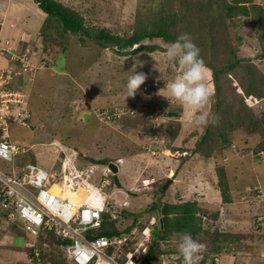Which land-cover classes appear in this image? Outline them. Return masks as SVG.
Masks as SVG:
<instances>
[{"label": "rangeland", "instance_id": "obj_1", "mask_svg": "<svg viewBox=\"0 0 264 264\" xmlns=\"http://www.w3.org/2000/svg\"><path fill=\"white\" fill-rule=\"evenodd\" d=\"M3 1L0 2V19L3 20V28L0 30V46L5 39H11L13 45L9 46L17 49L14 51L24 50L23 53L27 51L29 58L32 56L29 63L31 71H35L31 75L32 79L24 77V79H15L11 82V86L26 94L31 118L30 126L27 128L19 127L11 121L9 135L13 141L28 149L34 157V165L48 170L58 158H61L62 152L72 156L78 153L83 156L87 154L95 160L106 158L116 162L118 158H121L123 164L118 167L117 173L121 187L118 188L113 182L106 192L117 191L113 206L120 217L119 227L136 230L134 243L146 228H152V232L159 228V213L146 211L151 202L155 200H161L162 204L165 202L171 204L195 202L199 210L204 212L199 214L202 234L196 238L206 245L202 256L207 252L212 253L217 248L218 254L225 256L229 264H264V229L261 227L263 224L258 223V216L254 215L257 211L253 210L262 207L260 205L263 200L261 189L259 186L252 189V193L254 189L257 191L259 198L254 193L258 202L256 201L257 203L249 209L250 203L243 200L244 197L241 195L243 192L238 188L239 186L240 188L252 187L251 175L233 166H240V164L244 166L245 158H242L241 163L233 159L231 161L233 164L227 165L233 166L234 169H226V160H222V157L226 159L227 154L222 152L223 147L217 142L203 150L199 149L194 155L190 152L194 148L199 135L197 133L201 132V128L185 123L187 109L171 97L166 87L167 83L177 74L175 67L164 56V51L169 45L166 46L156 39L154 42L163 49H154L153 52L141 50L133 53L131 50L136 48L137 44L132 48L119 51L112 44L102 48L95 42V39L87 38L85 35L84 44L79 43L78 35L68 34L66 40L61 37L59 39L55 33L47 31L43 36H39L41 26L39 23L45 15L31 0H20L22 2L20 5H24V2L29 4L24 6V10H18L19 5H16L13 10L11 8L8 10L5 7L7 3ZM12 1L17 3L19 0ZM55 1L65 8L78 12L85 19V24L105 28L110 35L124 39L130 37L138 27L151 24L152 19L160 13L175 14L173 18H177L174 19L170 32L176 35L183 33L194 35L195 31L205 35L199 31V27L209 15L206 10L214 11L208 6L210 1L213 4L217 1L222 4L225 1L230 5L245 2L248 16L224 19L219 16L220 13H212L211 26L214 24V29L206 33L212 46L221 42L226 43V47L237 52L238 57L247 56L249 60H252L250 58L252 52L264 50L260 45L264 42V0H194L192 3L190 0ZM222 6L219 10L224 16L225 10ZM26 11L31 15L26 16ZM26 19L30 20L26 23L29 30L25 28ZM11 25L14 26L11 27ZM48 38H50L49 41L46 40ZM27 39L29 41L24 43ZM141 44L144 48L147 45L154 46L153 39H144ZM42 45L46 48L45 53L48 60H42L45 55L39 51ZM214 50L216 52L213 50L208 52L216 63L227 60L226 51ZM123 53L127 54L121 55ZM1 58L6 59V57ZM43 62L48 65L43 66ZM253 64L256 68L252 71V75L256 77L259 74L264 79V61L255 60ZM5 66V62L0 61L1 72ZM133 70L146 75L144 83L140 85L135 95L130 96L132 100L129 103L138 109L136 115L134 118L125 117L123 121L121 118L119 120V116L116 117L118 121L111 116L103 119L101 116L104 113H99L97 109L105 108L106 110L114 105L125 104L128 98H125L126 83ZM206 72L205 83L212 91L211 78L209 72L207 70ZM244 73L243 68H234L222 81L223 88L228 90V93L234 90L237 94L243 95L239 92L246 88ZM243 97L245 101L240 108L244 113H249L250 108L259 107L257 105L259 103H256L259 101L255 98L247 95ZM161 102H166L167 105H159ZM261 103L264 105V100ZM208 105L209 102L205 107L206 111H208ZM159 106H163L166 111L175 112L178 118L172 115L168 118L160 117L156 114L159 112ZM125 110L127 111V107ZM153 113L156 117L155 121L161 123L160 132L167 139L160 141L161 143L159 142L157 146L167 147L161 151L155 150V152L151 148L150 134L147 129L149 126H152V130L155 128L154 123L152 124L149 119V115ZM103 120L105 123L101 122ZM249 124L251 126L243 131L245 133L240 142L243 143L254 133L258 137L255 146L239 149L238 144L234 145L230 142L224 149L233 153L242 152L252 158H257V154L262 152L264 157V128L261 127V125L264 127V107L248 120L247 125ZM176 129L178 136H173ZM229 137L233 141L234 132H231ZM172 145L180 148L181 151L176 150L175 147L172 151L170 148ZM80 163H83L82 160ZM261 167L260 172L263 175L264 165ZM175 170L176 175L172 177ZM219 170H223V175L220 176ZM168 179L172 182L166 191L161 193L160 184L162 186ZM221 179L226 182L231 199L229 201H234L232 208L234 209V206L237 208L238 215L230 223L226 222L229 220L227 207H222L224 202L218 187ZM262 180L264 182V177ZM248 183L249 185L245 186ZM230 185L236 193L231 194ZM125 189L131 190L129 203L123 199ZM153 192L155 195H152ZM124 203H127V206ZM218 213L219 221L217 220ZM244 213L247 216L242 218ZM258 213L261 215L260 212ZM240 219H242V224H238ZM151 221L154 222L152 227L150 226ZM244 229L247 231L242 233ZM218 230L223 231L224 236L229 235H226V238L214 239L213 235ZM180 236L181 234L172 235L168 239L169 244L164 247L175 248L176 253H163L156 258L155 264H183L177 249ZM222 239L224 242L220 243ZM26 241H32V237L23 229L7 227L6 224L0 222V264H27L25 259L27 252H23ZM56 250L52 249V256L62 258ZM48 252L49 249L44 250L45 255ZM48 258L49 256H46V259Z\"/></svg>", "mask_w": 264, "mask_h": 264}, {"label": "trees", "instance_id": "obj_2", "mask_svg": "<svg viewBox=\"0 0 264 264\" xmlns=\"http://www.w3.org/2000/svg\"><path fill=\"white\" fill-rule=\"evenodd\" d=\"M31 1L45 15V17L41 20L42 22L39 23V25L41 24V26L39 27L40 30L39 36L41 35L43 36V34L47 31L51 32L52 34L55 33L59 37V39L60 37L66 39L67 37L66 35L68 34L78 35L80 39L79 43L81 44L85 43L86 41L85 36H86L87 38L95 39V42L98 45H101L102 48L107 47V45L109 44H112L119 51L127 48H132L134 45L137 44L138 46L133 50H131L133 53H137V51L139 52L141 50H144L145 52H153L154 49H160V48L163 49V47H161L160 45L157 46V44L154 42L156 39L163 42L167 46L170 45L172 42H174L179 36L170 32L172 23L174 19L177 18V17L173 18L175 14L160 13L159 16H155V18L152 19L151 24H146V26L138 27L137 30L130 37L124 39L119 36L110 35L105 28L102 29L85 24V19L82 18V16L78 12L63 7L60 3H58L55 0H31ZM193 1L194 0H190L191 3ZM244 3L245 2H240V4L230 5L227 4L225 1H223L222 4L219 3V1H217L216 3L213 4L210 1L208 6L213 8L214 11L211 9L206 10L207 14L209 15L205 21H202L200 23V27H199L200 30L197 29L205 33V35L198 34L197 31H195L196 34L194 35L189 33L193 42L199 48V55L206 66V70L209 72L212 82V95L209 99L208 112L218 117V121L215 125L208 124L205 127H200L201 132L197 133L199 135L197 136V139L195 141L194 148L193 150H190V152L193 155L197 153L199 149L203 150L205 147H209L210 144L214 142H217L221 147H223L222 149L226 148V146H228L230 142L232 143V140H230L229 137V134L231 132H234L233 142H235V145L238 144L240 142V139L244 136L245 132L243 131H246L251 126V124L247 125L248 120L251 117H253V115H256V112H260L261 109L264 107L263 103H261L264 100V79L262 75L258 74V76L256 77L252 75V71L256 68V65H254L253 62L255 60L264 61V50L256 53L252 52V55L250 57L252 58V60H249L247 56L238 57L236 55L237 52L235 53L231 48L226 47V43L221 42L219 44H216L215 46H212V43L210 42V38L206 33L214 29L213 26L214 24H212L211 26L212 13L215 12L218 14L220 13L219 16L224 19H231L234 18L235 16H248V8ZM221 6L222 9L225 10L224 16H222L221 10H219V7ZM28 15H31V13L26 11V16ZM26 20L30 21L28 19ZM36 22L37 21H35V23ZM237 38L239 39V36ZM144 39H153L154 46L151 47L147 45L144 48V46L141 44V42ZM46 40L49 41L50 38ZM59 42L60 41H58V43ZM260 45L264 49V42H261ZM212 48L226 51L228 56L227 60L224 62L216 63V60L214 58L212 59L208 52L209 50H213L214 52H216ZM39 51L42 54H44L46 52V48L43 47L42 45V49ZM125 54L127 53H123L121 55H125ZM46 59L48 60L49 58L46 56L45 53V55H43L42 60H46ZM46 64L48 65V63ZM238 67L243 68L245 72L244 74L246 76L245 78L246 88L242 91V94L247 95L250 98H255V100L259 101V102L256 101V103H259L257 104L259 105V107L255 106L254 109L250 108L251 111L249 113H244V111H242L243 109L240 108L245 101L243 95L237 94L234 90L228 93V90H225L223 88L224 85L222 84L224 78L225 77L227 78L228 74H230V72L234 68H238ZM131 100L132 98L128 97L127 100L125 101V104H129L130 106L125 104L116 105V106L114 105L113 107L106 109L107 111L105 110V108L97 109L96 111H98L99 113L101 112L102 114L104 113L101 116L103 119H106L109 116H111L115 121H118L116 120L117 116H119V120L122 119V121L125 120L124 119L125 117L134 118V115H136L138 109L134 105L129 103ZM159 105H167V104L166 102L163 103L161 102L159 103ZM126 107H127V111L125 110ZM159 107H160V109L158 108L159 112L156 114L159 115L160 117L168 118L169 115H172L178 118L177 117L178 115L175 112L166 111L163 106H159ZM28 110L29 113L31 114V111L29 109V103H28ZM149 116H150L149 118L150 121L152 122V124L154 123V127H155L153 130H152V126L151 127L149 126V128H147L150 134L149 140L151 142L150 143L151 148L153 149L154 152L155 150L161 151L167 146L163 145V148H159L157 146L160 141H166L167 139L163 137L162 135L163 133L160 132L159 129L161 128V123L155 121L156 117H154V113L150 114ZM104 121L105 120L101 122ZM261 127L264 128L262 125ZM167 129L169 130V128ZM174 133L175 134L173 136L175 135L178 136L177 129ZM182 144L186 145L185 142H182ZM174 147H175L174 145L170 146L172 151H174L173 150ZM259 148H261V146ZM148 150L150 151V149ZM176 150L181 151L180 148H176ZM28 153L29 152L25 154H21L17 157L18 160L17 162L20 165H25L27 163L34 164L33 155L31 153L29 154ZM80 160H82L83 162L82 165L80 164ZM76 162L80 167V165L104 166L110 162H115V161L106 158L95 160L93 158L88 157L87 154L83 156L81 153H78ZM116 162H120V165L123 164V160L121 158H118ZM219 174L220 176L223 175V170H219ZM174 175H176V170L174 171L173 176ZM111 180L112 183L114 182L118 188L121 187L116 175H112ZM218 187L222 197V201L224 203H229L230 202L229 200L231 199L227 190V185L225 180L221 179V181L218 183ZM159 189H161V184ZM156 192H158V190ZM152 195H155V192H153ZM199 209L200 208L197 207L195 202H176L175 204L174 203L171 204L168 202L162 204L161 200L160 201L155 200L151 202L149 204V207L146 209V211L159 213L158 214V216H160L158 220L159 228L155 229L152 232L151 239L148 243L146 252L142 257L139 258V260H137V264H155L156 258L162 255L163 253L166 254L176 253L175 248L171 247L167 249L170 246L164 248L169 244L168 239L174 234L182 235L184 233H190L195 239L200 234H202V230L200 229L199 226L200 224L199 214H203L204 212L200 211ZM211 218H213V216H211ZM103 221H104L103 227L96 231L97 236L103 235V236L111 237L112 235L121 234V233L124 234V232L129 231V229L127 228L122 231L119 228L114 227V225H117L119 222L118 220L111 219L110 212H106L103 214ZM108 227H110L111 230H109ZM226 235L229 234H225L224 236L223 231L218 230L213 235V237L214 239L226 238ZM222 242H224V239H222L220 243ZM60 244L62 245L61 241L58 238L53 237L51 235H47L46 237H41L37 239L34 248L32 249L24 248V251L28 253V255L32 260L38 261L40 262V264H64L65 259L63 256V252L60 248ZM46 249H49L47 255L44 254V250ZM52 249H57L58 250V251L56 250L57 253H59L62 256V258L61 257L54 258L51 252ZM34 250L38 252V256L33 255ZM218 252L219 251L216 248L215 251H213L212 253L211 252L205 253L204 256H202V259L200 260L199 264H212L216 259L218 260V264H221L220 260L222 258V255H219ZM46 256H49V258L46 259Z\"/></svg>", "mask_w": 264, "mask_h": 264}, {"label": "built area", "instance_id": "obj_3", "mask_svg": "<svg viewBox=\"0 0 264 264\" xmlns=\"http://www.w3.org/2000/svg\"><path fill=\"white\" fill-rule=\"evenodd\" d=\"M11 50L8 42L0 46V61L6 65L0 71V222L7 227L19 223L33 238H58L66 264H137L146 252L152 228L143 230L135 243L133 228L111 237L96 234L103 227L104 213L110 212L111 219H119L113 206L115 192H106L113 175L108 166L80 163L79 167L77 154L63 152L48 171L17 162V157L28 149L10 138L9 124L12 121L27 128L31 114L26 94L11 86V82L31 78L35 71H31L27 51ZM53 188L57 190L52 191ZM119 224L114 227L119 228ZM153 225L151 221L150 226ZM33 254L38 256L36 250ZM212 264H218V260Z\"/></svg>", "mask_w": 264, "mask_h": 264}, {"label": "clouds", "instance_id": "obj_4", "mask_svg": "<svg viewBox=\"0 0 264 264\" xmlns=\"http://www.w3.org/2000/svg\"><path fill=\"white\" fill-rule=\"evenodd\" d=\"M4 43L1 46H3ZM24 43H27V40H25ZM8 45H10V43H8ZM9 47L11 48V46ZM14 49L15 48H13L11 51L13 52ZM23 51L24 50L19 49V51L15 52L23 53ZM164 56L166 60L169 61L175 67L177 73L174 78L169 83H167L166 87L171 97L175 98L177 101L180 102L181 105H183L187 109V112L185 114V123L192 127H205L208 124L215 125L218 121V117L205 110V107L208 104L209 99L212 95L211 89L205 83V78L207 76L206 66L199 55V48L193 42L190 35L187 33L180 34L177 39L165 49ZM31 57L30 60H32ZM45 64L46 63L43 62L42 65L44 66ZM145 79L146 75L143 72L137 73L133 70L126 83L125 98L134 96L135 93L138 91L140 85L144 83ZM257 155L258 158L263 157L262 152H259ZM110 163H114L117 168L120 166V162ZM108 164L106 166H108ZM44 170L48 171L47 169ZM113 175L117 176V174ZM143 182H146V180H143ZM111 185L112 184H110V186ZM112 191L115 192V194L117 192L116 190H111V192ZM253 192H255L256 197L259 196L255 189ZM124 205L127 206V203H124ZM118 220V222H121L120 217ZM14 225H11V228L16 227L23 229L22 225L19 223H16ZM119 229L123 231L124 229H126V227L124 229L119 227ZM39 238L41 237H32V241H26L24 243V248H34L35 242ZM26 243H33L34 246L32 248H27L25 246ZM205 248L206 245L200 242L199 240L193 238L190 233L182 234L177 243L178 253L182 257L183 264H199L200 260L202 259V253ZM25 259L27 264H30L29 262L39 264L38 261L32 260L28 253L26 254Z\"/></svg>", "mask_w": 264, "mask_h": 264}, {"label": "crops", "instance_id": "obj_5", "mask_svg": "<svg viewBox=\"0 0 264 264\" xmlns=\"http://www.w3.org/2000/svg\"><path fill=\"white\" fill-rule=\"evenodd\" d=\"M3 0H0V2H2ZM3 2H6L7 4H5V7L9 10L10 8H11V10H13V9H15V7H16V5H19L20 7H19V9L18 10H24V6H28L29 4L28 3H25L24 2V5H20L22 2L19 0V1H17V3H15L14 1H12V0H6V1H3ZM11 3V5H8V4H10ZM2 4V3H1ZM6 8H5V11H6ZM1 18V17H0ZM15 21H17V19L15 20ZM36 21V20H35ZM26 23H28V21H25V28H26V30H29L27 27H26ZM14 25H11V27H13ZM3 28V20H1L0 19V30ZM24 34V33H23ZM21 37H23V35H21ZM16 38V37H15ZM18 40H21L20 38H18ZM5 41H8V43H10L11 45H13V43L11 42V39H5ZM4 41V42H5ZM27 41H29L28 39H27ZM33 43V42H32ZM15 80V79H14ZM246 141H244L243 143H241V142H239L238 143V147H239V149H246V148H248V147H254L255 146V143H256V141L258 140V137H257V135L255 134L254 135V133H252V135L249 137V138H246L245 139ZM232 143H234V145H235V142H233L232 141ZM243 144V145H242ZM241 146V147H240ZM222 152H224V153H226L227 154V158H226V169H234V167L233 166H235V167H238L240 170H242V171H245L247 174H249L250 173V175H251V184H253V186L252 187H250V188H248V187H241L240 188V186H239V190H241V192H243L241 195H243V197H244V199L243 200H245L246 202H249L250 204V206H249V209L250 208H252V206H253V204L254 203H257L258 201H257V199H256V197H255V195H254V193H252L251 191H252V189L254 188V187H256V186H259V188L261 189V193H262V196H263V200H262V202H260L261 204L260 205H262V207H260V209L258 208H256V209H253V210H255V211H257V212H260L261 213V215H259V213L257 214V212H256V214H254L255 216H258L257 217V221H258V223L259 224H263V226H261L263 229H264V182H263V180H262V177H264V174L262 175V173L260 172V170L262 169V167L261 166H263L264 165V157H262V158H252L250 155H247V154H244V153H242V152H240V153H233V152H231V151H228V150H225V149H223V151ZM86 153H87V151H86ZM229 153H231L230 155H229ZM248 156H249V158H248ZM222 158H224V157H222ZM242 158H245L246 159V161H245V165L244 166H242L241 164H240V166H238V165H233V166H230V165H227V164H233L231 161L234 159V160H236L237 162H239V163H241L240 161H242ZM225 167V166H224ZM244 169V170H243ZM135 172H133V174H134ZM175 182V181H174ZM236 185V184H235ZM247 185H249V183L248 184H246L245 186H247ZM233 186V185H232ZM230 191H231V194H234V193H236V190L234 189V188H231V185H230ZM130 193H131V190L130 189H125V191H124V197H123V199L127 202L128 201V199H129V195H130ZM116 198H117V195H116ZM115 198V199H116ZM257 201V202H256ZM233 200L232 201H230L229 203H222V207H227V211H228V213H229V220L227 221L226 220V222H228V223H230V221L231 220H234L236 217H237V208H236V206H234V209L232 208V204H233ZM128 203H129V201H128ZM248 212V211H247ZM218 218H217V220L219 221L220 220V215H219V213H218ZM231 216V217H230ZM247 216V215H246ZM245 216V213H244V215L242 216V218L243 217H246ZM254 216V217H255ZM260 217H262V219H260ZM233 222V221H232ZM243 222H242V219H240V221L238 222V224H242ZM237 224V225H238ZM235 225H236V222H235ZM249 224H247V226H248ZM231 227H232V224H231ZM227 228H229V227H227ZM249 229H250V227H249ZM245 231H247L246 229H244V230H242V233H244ZM221 264H227L228 263V260H227V258L224 256V257H222L221 258ZM229 264V263H228Z\"/></svg>", "mask_w": 264, "mask_h": 264}, {"label": "water", "instance_id": "obj_6", "mask_svg": "<svg viewBox=\"0 0 264 264\" xmlns=\"http://www.w3.org/2000/svg\"><path fill=\"white\" fill-rule=\"evenodd\" d=\"M108 168L111 170V172L113 174H117L118 172V168L117 166L114 164V163H109L108 164ZM172 182V180L168 179L162 186H161V189H160V192L161 193H164L167 189V187L170 185V183Z\"/></svg>", "mask_w": 264, "mask_h": 264}, {"label": "bare ground", "instance_id": "obj_7", "mask_svg": "<svg viewBox=\"0 0 264 264\" xmlns=\"http://www.w3.org/2000/svg\"><path fill=\"white\" fill-rule=\"evenodd\" d=\"M56 190H57L56 188H53V190H52V191H56ZM82 193H83V192H82V191H80V192H79V195L81 196V195H82Z\"/></svg>", "mask_w": 264, "mask_h": 264}]
</instances>
